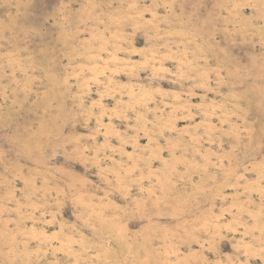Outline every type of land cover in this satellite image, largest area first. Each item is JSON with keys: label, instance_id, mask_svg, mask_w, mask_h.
<instances>
[{"label": "rangeland", "instance_id": "374dc122", "mask_svg": "<svg viewBox=\"0 0 264 264\" xmlns=\"http://www.w3.org/2000/svg\"><path fill=\"white\" fill-rule=\"evenodd\" d=\"M0 264H264V0H0Z\"/></svg>", "mask_w": 264, "mask_h": 264}]
</instances>
